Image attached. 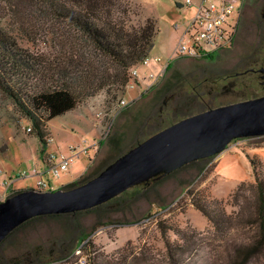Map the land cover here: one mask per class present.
Here are the masks:
<instances>
[{
  "label": "rangeland",
  "instance_id": "obj_1",
  "mask_svg": "<svg viewBox=\"0 0 264 264\" xmlns=\"http://www.w3.org/2000/svg\"><path fill=\"white\" fill-rule=\"evenodd\" d=\"M126 1L134 12L131 16L133 23L145 17L156 20L159 31L149 55H158L162 61L170 59L178 38L194 16V8L178 6L176 2L181 0ZM34 5L33 0H0V27L31 52H56L57 46H53L59 37V26L41 17ZM235 5L239 8L240 4ZM238 19L239 27L229 46L214 50L208 54L210 58L207 55L197 59L172 56L163 76L154 80V86L143 96L144 83H138L140 80L136 78L133 88L125 90L118 86L101 90L71 114L46 122L44 153L33 129H27H31V122L0 92V183L6 181L4 186L9 184L14 189L34 188L35 174L48 151L70 156L66 171L59 177L50 175L54 187L71 182L84 174L89 165H95L109 154L110 139L115 133L126 134L122 144L128 151L148 138L154 126H168L178 121L171 110L174 98L182 105L186 100L184 106H188L197 103L200 96V99L218 105L264 95V84L259 83L260 73L237 74L251 66L258 68L264 65V22L260 8L243 7ZM150 62L138 65L141 76L161 68L158 63ZM169 78L174 83L172 99L167 100V105L153 104L150 97L154 89ZM122 98L130 104L132 99L138 100L119 110L118 102ZM139 106H146L141 118L145 113H151L144 126L140 124V113L135 114ZM135 126L139 127L138 132L132 130ZM68 143H72L69 148H75L74 153L67 149ZM82 148L86 151H81ZM226 150L236 153L241 159L237 160L231 153V157L225 156V150L212 156L204 172L187 187H178L176 179H169L156 188L157 194L151 193L147 198L133 201L144 189L138 184L125 190L121 201L111 202L110 207H122V211L99 212L101 219L96 217L97 212L81 214L75 219L78 226L74 231L80 236L91 233L89 239L93 253L88 254L84 242L76 239L70 256L59 262H49L50 258L46 257L44 264H90L93 260L96 264H230L232 248L249 242L258 232L257 226L248 222L256 202L248 157H255L260 166L258 169L264 172V135L232 140ZM10 188L5 197L0 195V201L8 197ZM188 189L212 199L213 205L230 216L229 219H222L220 228H217L209 217L193 206L191 196L186 192ZM99 221L106 223L95 226ZM164 226L167 228L165 235L161 230ZM174 229L186 232L194 241H187V244ZM68 233L63 220L33 223L0 248V259L10 264H26L30 262L33 249L38 248L40 255L45 257L55 240ZM174 244L187 246L183 250L169 249V245ZM246 264H264L263 254L259 252Z\"/></svg>",
  "mask_w": 264,
  "mask_h": 264
},
{
  "label": "trees",
  "instance_id": "obj_2",
  "mask_svg": "<svg viewBox=\"0 0 264 264\" xmlns=\"http://www.w3.org/2000/svg\"><path fill=\"white\" fill-rule=\"evenodd\" d=\"M33 3L40 11L41 17H46L47 21L50 20L59 26H57L59 37L53 46L55 48L57 46V51L31 52L29 49L21 47L14 37L0 27V92L31 122L30 130L33 129L38 137L42 144L41 152L44 153L47 145L44 130L46 122L76 110L87 99L95 96L101 90H109V88H117L118 86L124 88L129 80L130 69L137 66L149 55L159 30L156 20L152 17H145L144 20L139 18L133 23L131 16L134 12L126 0H33ZM206 57L210 58V55ZM170 63L171 61L168 64L170 65ZM173 87L172 79L163 80L154 89L150 101H153V104L158 102L167 105V100L172 99ZM200 97L197 103L188 104V106H184L186 100L182 105L176 102L174 98V104L171 106L174 116L180 120L207 109L233 103L232 101L213 105L211 101H205ZM255 97L258 96L243 97L240 100H234V102ZM137 100L134 99L130 105ZM145 109L146 106L143 108L139 106L135 110V114L140 113L139 118H141V113ZM149 114L151 113L143 115L140 124L143 126L146 124ZM164 127L166 126L159 124L154 126L152 133L148 136ZM138 129L139 127L135 126L132 130L138 132ZM133 133L135 134V132ZM124 136H126L124 133L123 135L115 133V136L110 139L109 154L105 155L95 165H89L84 174L77 179L58 188L53 186L52 190L69 189L98 175L106 166L126 152L127 147L122 144ZM211 157L191 161L168 174H158L141 183L140 185L144 189L133 198V201L140 197L147 198L151 193L157 194L156 188L169 179H176L178 187L191 185L195 181V177L204 172ZM248 159L255 183L253 188L256 199L254 209L250 207L252 213L249 215L248 222L256 225L258 232L249 242L238 244L232 248L230 264H246L251 257L259 252L264 257V172L258 169L260 166L255 157H248ZM185 175H191V177H184ZM26 189L34 188H10L8 196ZM186 192L191 196L193 206L206 217H209L217 228L220 226L219 224H222V219H226V221L229 219L230 216L225 215L224 211L218 210L213 205L212 199H206L199 193L193 192L192 189H188ZM122 194L89 209L34 216L13 229L0 243V248L13 241L17 232L25 231L33 223L54 219L65 221L69 233L56 239L51 249L46 252L48 255L45 257L40 255L38 247V249H33L31 257H29L30 262L26 264H44L47 260L46 257L51 259L49 262H59L66 259L72 254L73 243L76 239L84 242L83 245L88 250V254H91L93 253L90 249L89 235L91 233L88 232L81 236L76 234L74 228L78 226V221L75 219L81 214L93 212H97L96 217L101 219L99 212L110 214L122 211V207H110L111 202L121 201ZM105 223L99 221L95 226ZM161 223L160 221V225ZM95 226L92 229H95ZM161 230L165 235L167 228L164 226L161 227ZM174 230L184 242L194 241L186 232H181L179 229ZM187 244L169 245V249L174 247L175 250L176 248L183 250ZM0 264L10 263L0 259ZM90 264H96V262L93 260Z\"/></svg>",
  "mask_w": 264,
  "mask_h": 264
},
{
  "label": "water",
  "instance_id": "obj_3",
  "mask_svg": "<svg viewBox=\"0 0 264 264\" xmlns=\"http://www.w3.org/2000/svg\"><path fill=\"white\" fill-rule=\"evenodd\" d=\"M261 135L264 95L182 118L138 143L83 184L69 189H26L1 200L0 243L34 216L89 209L158 174L219 154L232 140Z\"/></svg>",
  "mask_w": 264,
  "mask_h": 264
},
{
  "label": "built area",
  "instance_id": "obj_4",
  "mask_svg": "<svg viewBox=\"0 0 264 264\" xmlns=\"http://www.w3.org/2000/svg\"><path fill=\"white\" fill-rule=\"evenodd\" d=\"M235 3L238 2L236 0H181L182 6L194 8V16L178 38L172 56L201 58L211 54L216 49L229 46L233 41L238 27V18H240V8H237ZM172 56L167 61H162L159 56L150 58L148 55L138 65H148L150 61H154L161 68L157 72L150 71L141 76L137 69L138 65L134 66L129 71L130 80L124 89L133 88L136 85H134L135 81L140 80L138 83H144L141 90L142 95L153 86L154 80L163 76L168 63L173 59ZM129 104L126 98L120 99L118 102L119 110L124 109ZM27 129L30 130L29 127ZM69 151L74 153L75 148H69ZM81 151H86V148H82ZM69 157L59 151H48L44 162H42V167L35 174L34 189L37 191L52 190L54 187L50 181V175L59 177L62 172L66 171L69 166ZM6 188H9V184L6 185Z\"/></svg>",
  "mask_w": 264,
  "mask_h": 264
},
{
  "label": "flooded vegetation",
  "instance_id": "obj_5",
  "mask_svg": "<svg viewBox=\"0 0 264 264\" xmlns=\"http://www.w3.org/2000/svg\"><path fill=\"white\" fill-rule=\"evenodd\" d=\"M239 2V8H240V16H241V12L243 11V7H255V8H260V17L262 18L261 20L264 22V0H238ZM239 27V26H238ZM254 73V72H258L260 73V77H261V83L264 84V65L260 66L258 68L255 67H249L241 72H238L237 74H243V73Z\"/></svg>",
  "mask_w": 264,
  "mask_h": 264
},
{
  "label": "crops",
  "instance_id": "obj_6",
  "mask_svg": "<svg viewBox=\"0 0 264 264\" xmlns=\"http://www.w3.org/2000/svg\"><path fill=\"white\" fill-rule=\"evenodd\" d=\"M178 2H179V1H178ZM181 6H182V5H181ZM149 53H150V52H149ZM155 56H158V55H155ZM149 57H150V58H153L154 56H150V55H149ZM159 57H160V56H159ZM150 63H152V62H150ZM77 109H79V108H77ZM77 109H76V110H77ZM76 110H74V111H76ZM72 112H73V111H72ZM72 112H69V113L65 114V116L68 115V114H71ZM71 144H72V143H71ZM71 144L68 143V144L66 145V147H67L68 150H69V146H71ZM225 151H226V152L224 153L225 156H226V155H229V156H230V155L232 154L231 156L234 157V158H236L237 160H240V159H241V157H239L238 155H236V153H234V152L231 153L229 150H225ZM230 153H231V154H230ZM231 156H230V157H231ZM41 167H42V163H41ZM41 167H40V168H41ZM9 177H10V179H11V176H9ZM5 180H6V179H5ZM11 180H12V179H11ZM0 182H1V181H0ZM4 182H5V181H3L2 184L0 183V186L2 187V190H1V192H0V195H4V197H5V194H7V188H6V186H4ZM238 182H239V181H238ZM52 184H53V183H52ZM53 186H54V184H53Z\"/></svg>",
  "mask_w": 264,
  "mask_h": 264
}]
</instances>
